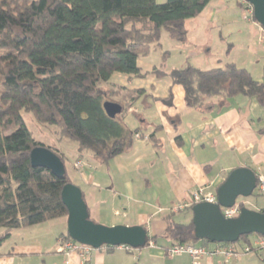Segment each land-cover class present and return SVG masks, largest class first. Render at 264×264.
Returning <instances> with one entry per match:
<instances>
[{"label": "trees", "instance_id": "obj_1", "mask_svg": "<svg viewBox=\"0 0 264 264\" xmlns=\"http://www.w3.org/2000/svg\"><path fill=\"white\" fill-rule=\"evenodd\" d=\"M211 1L0 0V245L15 230L67 218L60 193L72 182L67 174L57 178L31 166L30 151L44 145L27 129L21 112L31 113L38 124L55 126L60 140L74 142L76 160L89 152L106 165L126 153L138 135L121 116L145 95L111 84V77L146 76L137 61L159 42L162 30L185 43L186 22ZM152 73L171 79L168 97L155 99L165 106H172V87L180 86L189 108H202L212 97L237 96L253 97L264 108V82L234 63L206 70L185 63L170 74L156 68ZM105 101L118 103L121 114L109 118ZM48 148L65 163L63 153ZM192 207L184 211L191 213ZM165 236L174 244L210 243L195 238L192 219L176 222L172 212ZM250 236L238 241L248 242ZM60 237L71 240L67 233ZM155 238L148 237L145 246ZM238 241L219 245L235 247Z\"/></svg>", "mask_w": 264, "mask_h": 264}, {"label": "crops", "instance_id": "obj_2", "mask_svg": "<svg viewBox=\"0 0 264 264\" xmlns=\"http://www.w3.org/2000/svg\"><path fill=\"white\" fill-rule=\"evenodd\" d=\"M216 1V5H219L217 11L226 8L223 0ZM216 10L212 7L209 9L207 21L213 18ZM194 20L186 22L188 35L183 44L190 40L188 22ZM207 52L209 55V50ZM248 64H251L249 68ZM137 66L141 74L146 76L114 74L109 82L127 90L144 91L145 95L122 118L119 116L125 126L132 132L136 131L139 136L133 137L132 145L126 153L102 165L105 173L89 175L92 183H87L82 178L89 191L86 193L80 190L92 221L106 226L139 225L146 229L148 237H156L155 240L141 249L104 247L92 251L83 261L76 253L67 256L57 252V240L60 235L65 234L59 229L66 227L65 221L57 219L16 230L19 232L17 237L21 238V245L14 244L10 249L1 250L11 240L12 232L10 238L0 246V264H13L16 258H21L24 264H30L31 260L34 261L32 264H193L187 255H165V251L174 244L165 236L170 212L162 217L163 223L161 222L157 232L151 225V218L158 212L172 210L187 201L191 193L198 189L203 188L205 192L215 195L216 189L234 169L248 168L256 176L264 175V108L255 98L212 97L205 100L202 108L194 109L185 105L183 89L173 86L172 106H165L155 102V99L168 97L172 86L169 76L155 77L152 73L154 68H141L140 63ZM237 66L250 72L256 81L264 82V63H240ZM222 67L214 66L203 70ZM74 149L78 154L77 145H74ZM87 158L96 164L91 154ZM156 163L160 165L157 171L154 170ZM113 164L115 172L111 170ZM129 165H135L133 171L127 168ZM143 169L147 172L141 174ZM104 204L108 205L107 215L101 213ZM113 204L121 206L122 210H114ZM151 210L156 212L152 213ZM254 210H264V207L258 206ZM178 213L188 212L183 210ZM55 228L60 233L58 236ZM160 237L163 240L158 242ZM258 239V236L251 235L248 242L236 244L237 249L250 244L254 246V250L235 259L226 261L220 255H206L199 260V264H264V247L257 246ZM195 246L212 250L215 244L199 242Z\"/></svg>", "mask_w": 264, "mask_h": 264}, {"label": "rangeland", "instance_id": "obj_3", "mask_svg": "<svg viewBox=\"0 0 264 264\" xmlns=\"http://www.w3.org/2000/svg\"><path fill=\"white\" fill-rule=\"evenodd\" d=\"M223 1L226 7L225 9H218L217 11L216 8H218L219 5L217 6V1L213 0L199 17L193 18L195 19L194 21L188 22L190 23L188 24V27L191 32V34L189 35L190 40L188 43L181 44L175 42L168 37L165 30H162L159 42L157 44L151 45L147 56L140 57L137 63H140L141 68H157L159 70H165L167 74H170L175 69L181 68L183 66V63H188L191 66H197L198 68L202 69L214 66L222 67L224 64L229 62L236 63L237 65H239L240 63H264V43L260 39V33L257 26L258 24L242 19L237 0ZM164 2L165 0H157L158 4H162ZM211 7L213 9L215 8L216 14L212 19L207 21L206 17L208 16V11ZM208 50L210 53L209 55L207 54ZM209 57L211 59H208ZM250 66L251 64L247 65L248 68ZM21 116L23 118L25 126L33 134L36 141L42 143L46 147L54 148L55 150L65 155V172L71 180L72 184L78 186L81 190L87 193L89 190L84 185L82 178H84L85 182L90 183L91 180H89L88 178L89 175H96L97 172L105 173V168L102 165H100L98 162L94 164L93 161L87 158L88 154L90 155L89 152H85L83 154V160H76L75 158L77 156V153L74 149V145L76 144L69 140H60L57 133L58 129L55 126L38 124L34 120L31 113L22 111ZM124 118L125 116L123 117V119ZM77 162H82L83 167L81 169L76 168L75 164ZM119 162H121V160H119ZM158 165L159 164L156 163V165L154 166L155 171L160 169V165ZM127 168L129 170H132L133 168H135V165H129ZM111 170L112 172H115L114 164L111 166ZM164 170L166 171V169ZM146 172V169L140 171L141 174H144ZM137 180L138 182H140L139 179ZM153 187L154 186L151 187L152 193L154 191ZM152 198L154 197L152 196ZM152 198L150 200H152ZM160 202L161 201H159L158 203L161 204ZM242 202L243 204L245 203L246 208L254 210L258 206L264 207V196L256 195L251 196L247 199H237V203ZM109 203L110 200H108L107 204ZM107 204H104L103 208H101V213L103 215L108 214V210L106 209L108 208ZM137 208L139 209V207ZM113 209H116L118 210V212H120L122 210V207L114 206ZM151 212L155 213L156 211L151 210ZM168 212L175 213L174 219L176 222L186 223L192 218V215L190 213H178L174 212L173 209H167L158 212L154 215L153 218H151V225L156 232L159 231L158 228H160V226L162 225V217ZM66 219L67 218H62L61 221H65L66 223ZM57 223H59V221ZM59 230H62V232L66 233V227L65 229ZM55 231L56 236H58L60 234L58 232V228H55ZM2 232L3 229L0 228V234ZM18 234L19 232H16V230L13 231V236H11L10 234V236L12 237L11 240H9V242H6L3 247H1V250L10 249L14 246V244L16 246H20L21 238L19 236L17 237ZM161 240H163L162 237L158 239V242H161ZM5 241H7V239ZM4 242H2L1 245ZM243 242V240L238 241V243L242 245ZM31 262L34 263L33 260L30 261V264H32ZM13 264H24V262L21 261V258H16Z\"/></svg>", "mask_w": 264, "mask_h": 264}, {"label": "water", "instance_id": "obj_4", "mask_svg": "<svg viewBox=\"0 0 264 264\" xmlns=\"http://www.w3.org/2000/svg\"><path fill=\"white\" fill-rule=\"evenodd\" d=\"M253 8V20L264 29V0H245ZM105 114L114 119L122 112L115 102L105 101L102 105ZM33 168H44L57 178L66 174L62 160L48 147L37 146L29 153ZM257 176L248 168L230 171L216 189L215 203L202 202L191 209L195 238L217 244H233L241 237L259 235L264 237V212L251 210L243 206L237 217L225 218L221 209H228L237 203L238 198L247 199L253 195ZM60 198L67 210L66 233L68 237L81 245L95 250L103 246L145 247L148 234L142 226H104L89 217L83 193L72 183L63 186ZM245 204V203H244Z\"/></svg>", "mask_w": 264, "mask_h": 264}, {"label": "built area", "instance_id": "obj_5", "mask_svg": "<svg viewBox=\"0 0 264 264\" xmlns=\"http://www.w3.org/2000/svg\"><path fill=\"white\" fill-rule=\"evenodd\" d=\"M238 7L241 12V16L244 20L252 21L253 20V8L252 6L247 3L245 0H237ZM259 33H260V39L264 43V29L261 28L258 25ZM77 169H81L83 167L82 162H77L75 164ZM256 191L258 194L264 196V175H257V184H256ZM215 203L216 197L213 194L207 193L204 191L203 188L198 189L191 193L190 198L187 201L182 202L178 206H176L173 211L174 212H180L185 210L186 208L202 203ZM245 206V204H243ZM240 203H235L233 207L228 209H221V212L225 218H234L237 217L241 207L243 206ZM257 246L264 247V238H260L257 241ZM127 250H130L129 247H126ZM57 252L63 253L65 255H70L72 253L78 254L83 261H85L92 251L95 249L81 245L79 243H76L72 240H68L66 238H58L57 240ZM254 250L253 245H246L245 247H242L240 249L235 248L234 246H222L219 244H215V247L212 250L207 249L204 246H195L192 244L187 243H181V244H173L170 248H168L165 251V255L167 257H174L178 255H187L192 259L193 264H199V260L206 255H220L223 257L226 261L229 259H235L242 254H246Z\"/></svg>", "mask_w": 264, "mask_h": 264}]
</instances>
